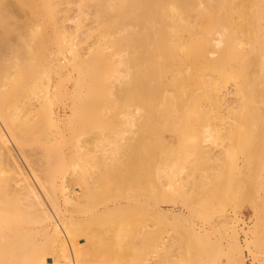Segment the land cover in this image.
Listing matches in <instances>:
<instances>
[{
	"label": "bare ground",
	"instance_id": "6f19581e",
	"mask_svg": "<svg viewBox=\"0 0 264 264\" xmlns=\"http://www.w3.org/2000/svg\"><path fill=\"white\" fill-rule=\"evenodd\" d=\"M232 1L237 0H222V5L212 6V0H81L86 4L85 7L88 9V15L95 25V29L99 30V38L105 39L106 48L110 54L105 55L103 46L100 44L90 50L86 61H89L95 68L98 67L99 70L89 79L84 80L86 95L84 96V104L80 107L89 112L94 104L91 100L97 101V98L100 97H113L116 100L109 105L111 116L107 124V129L110 132L106 140L107 144H97L101 148V156L91 160L92 163L95 161V167L101 171V176L98 178V181L100 179L102 182L100 187L105 184L103 186L107 191L105 192L103 187H97L103 192L100 193V197H97L100 190L97 188L95 190L94 184L91 189L88 185V190L85 189L84 185L87 184V179H83L82 175L87 174V171L79 175L80 178L72 174L73 183H71L75 185V187H71L72 192L66 191L70 185L68 186L65 172L63 175L59 174L60 177L64 176V179L61 177L62 179L60 178L58 181V166L66 164L68 160H73L80 154L81 149L86 148V144L69 146L71 151L69 158L66 156L65 146L59 148L58 152H46V155H44V151L39 153L37 150L38 154L43 155L38 157L36 150L34 153L37 155L32 154L30 150L25 149V152L23 144H7V136L11 133L12 125L11 64H13V68L26 67L27 64L24 61L29 60L34 49L26 42L22 43L20 53L26 58L24 60L16 58L11 63V23L7 24V21L5 25V23L0 22L2 24L0 26V163L1 169H3L0 170V264H86V252L83 247H80L81 245H78V239H80L78 237L82 236L83 238L82 228L85 226L83 224L87 221L91 223V218H95V225L98 223L100 226L104 225L103 227L111 226L115 222L114 219L117 220L114 226L109 227L114 230L110 231L114 240L111 238V241L106 242L107 238H100L98 233L93 237L94 243L98 246L103 243L101 248L98 246L97 248H100L98 251L100 252L99 259H102L103 256L104 259L103 262H100L101 259H96L97 261L101 264L105 263V260L114 264H142L138 258L131 257V254L135 252L131 249L132 244L128 243V257L124 251L113 250V245H121L124 239L128 237L126 235V238L123 239L124 233H126L124 230L128 228L123 226L124 230H120L118 228L121 223L120 220L126 219L127 216L130 222L127 220L129 222L127 223L124 220L125 222L122 221V224L133 225H129L135 219L133 216L136 217V213L138 215L143 209L141 207H145L143 201H140V198H143L141 194L135 193L130 196V193L127 194V191L124 190L128 187L131 189L133 186L146 184L150 174L158 180L161 177L169 176L171 178V175L175 174L174 171L181 168L182 163L180 161L184 162L180 156L187 157L188 159H186L189 160L191 153V158L199 154L196 150L193 151V147L190 145H185V147L184 144H203L202 142L206 138H210L216 144L223 143V136L218 130L213 134L210 133L212 118L210 113L203 108V105L217 94L219 86L230 79L224 66L225 62L237 64L235 70L240 71H237V74L242 73L240 75L244 76H242L243 82L237 86V91L241 97L238 114L241 115L242 119L230 128L228 139L231 144H264V134L261 135L262 138H259L252 136L253 132L250 133L252 135L247 132L248 129H251L250 126L255 127V125L256 127L259 125L264 130V114H259V123L256 117L258 110L255 107V93H253V86H257L261 79L264 82V60L262 58L264 36L262 37V29L258 24L263 19V10L260 6L252 5L257 0H238L246 4V6L239 7H233ZM223 8L224 10L228 8L235 15L224 19V25H222L224 29L221 31L217 25L222 21V18H217L218 16L215 18V14ZM0 14L4 17L11 14V0H0ZM236 18H238L237 21ZM198 19L205 20L206 25L204 27L199 25ZM239 20H242L241 23H237ZM76 23V25L79 24L78 21ZM227 28H233V30L236 28L240 32L242 30V33L237 32L236 29L233 31V38L229 37L230 43L228 47L226 46L227 56L221 60L215 59V63L210 66V76H206L203 67L192 63L188 64L185 60L187 58L181 57L183 54L186 57L187 53H194L195 51L206 56L211 45L208 35L217 30L218 33L226 32ZM64 30L66 29H63V32H65ZM244 30L245 32H243ZM237 33L240 34L241 39H238L239 34ZM198 34L201 35L199 39L197 38ZM235 34L238 37H235ZM245 34L252 36L250 40L253 43H251V55L249 57L244 52H240L242 48H239L242 43H239V40H243V37L246 38ZM185 35L192 39L191 42H195L191 48L187 47L182 40ZM222 36L225 35L222 34ZM21 42H23L22 39ZM114 55L118 59L113 60ZM68 61L70 62V60ZM83 61L85 60H81L80 63ZM56 65L59 68V65ZM62 65L61 68L65 69ZM104 69H106V75L109 78L101 75V71ZM114 82L118 83L117 87L113 86ZM61 83L62 81L59 84L61 85ZM79 83L82 82L77 80L74 86H78ZM40 85L37 84L36 88L33 87L30 91L39 95L46 88L44 86L43 89V84ZM60 85L54 84L56 87L53 89L58 90ZM79 88L80 86L77 87V90ZM55 90L53 93L56 92ZM44 91L43 93H46L48 97L50 94L52 95V91L47 88ZM197 91L199 93H196ZM75 93H78L76 89ZM253 101L254 104H252ZM128 104L136 106L140 113L136 117L125 115L123 120L120 117L121 109H125L129 106ZM149 104H152V107ZM70 113L72 112L70 111ZM218 119L221 124H224L223 117L218 116ZM114 122L120 124L119 131L114 128ZM134 126L136 129L132 138L129 139L128 143L123 144H136V147L131 150H123L120 142L124 139V134L130 133V129ZM165 134H169L173 141L166 140ZM165 144H183V147L178 145L179 150L163 152L166 148ZM191 148H193L192 151L189 150ZM176 151H178L176 154L178 159L174 154ZM119 153L124 154L123 159L118 157ZM230 156L228 160L232 159L233 161V156ZM175 159L176 162L172 163ZM177 163H179L180 168ZM172 164H176L177 169L175 166L171 167ZM165 166L168 168L164 169ZM128 168L131 171L136 169V174L128 176ZM111 180L115 182L113 186L117 188L114 190H118H115L116 192L112 190L114 193L109 191L111 187L107 190ZM164 196L155 198L156 203L158 201L163 203L167 197ZM166 200L164 202H167ZM88 211L95 214L92 213L90 221L86 220L88 217L86 219L84 217ZM134 211L139 213H134ZM132 212L134 215L131 214ZM128 215L132 216V221ZM96 216L99 221L96 220ZM81 217H84V220ZM8 222L11 226L3 228ZM96 226L99 229V226ZM103 230L99 232L102 233ZM103 232L105 234L108 230ZM110 232H108L109 238ZM128 233L126 234L132 235L129 231ZM194 235H192V239L200 241L197 243L198 248L194 249L197 252H204L203 239H198ZM38 236L46 239L43 252L38 249L34 242L32 245L29 242L28 237L35 239ZM98 236H100L99 239ZM100 239L103 240L102 243ZM127 240L129 241V239ZM233 242L232 250L239 254L240 247L237 239ZM111 244L113 245L111 246ZM98 252L95 253L98 254ZM238 254L236 255L238 256ZM49 255L51 256L50 260L47 257ZM197 256L199 260L203 258L202 253L197 254ZM205 256H207L206 253ZM105 257L108 258L105 259ZM60 258L61 262L59 261ZM216 259L215 263L214 260L207 263L208 260L204 261L205 258L203 261L198 260L196 262L197 264L200 262L201 264H216L218 262Z\"/></svg>",
	"mask_w": 264,
	"mask_h": 264
},
{
	"label": "rangeland",
	"instance_id": "374dc122",
	"mask_svg": "<svg viewBox=\"0 0 264 264\" xmlns=\"http://www.w3.org/2000/svg\"><path fill=\"white\" fill-rule=\"evenodd\" d=\"M219 4H223L222 0H212V6H219ZM85 5L81 0H11V16L7 15V17H4L0 14V22L2 24L7 21V24L11 23V63H13V59L19 58L20 60H24L26 58L20 53L22 43L26 42L34 49L33 55L29 60L24 61L27 64L26 67L21 69L13 68V64H11L12 125L11 133L7 136V144H23L25 152L26 150H30L32 154H35L34 150L36 152L38 150L39 153L44 151V155L49 151L58 152L59 148L65 146L67 158L71 155L69 146L86 144V148L84 150L81 149L80 154L73 158V160H68L66 164L58 166L59 172H61H57L58 176L59 174L63 175L64 172L66 173L68 186L70 185L67 187L69 189H66L68 192H72V188L75 187L71 180L73 175L79 176L85 171H87V174L84 173L86 176L82 175L83 179H87V184L84 185L85 189H87V185L90 189L95 185V190L97 187H100V183L102 182H100V179L98 181V178L101 176V171L95 167V161L93 160L94 163H92L91 160L101 156V148L97 144H107L106 140L110 134L107 124L111 116L109 114V105L111 102L116 101L113 97H100L99 99L97 98V101L91 100L94 104L89 112H87V109L83 110L81 108L84 104V96L86 95L84 91L85 85L83 84L84 80L89 79V77L99 70L98 67L95 68L89 61H86L90 50L100 44L103 46V53L105 55L110 54V51L106 48L105 39L99 38V30L95 29V25L92 23ZM231 5L233 7L246 6L245 3L238 0L232 1ZM247 5L249 6V4ZM252 5L260 6L263 10V19L258 23L261 26V35L263 37L264 0H257ZM234 15L228 8L218 10L215 18L218 16L217 18H222V21L217 25V28L222 31L224 29L222 28L224 19ZM237 20L238 18H236ZM77 21L79 22L78 25H76ZM241 21L239 20L237 23H241ZM197 22L199 25H203L202 27L206 25L205 20L198 19ZM237 23L236 25H238ZM243 23L245 22L243 21ZM63 29H66L64 30L65 32H63ZM234 30L233 28H227L226 32L218 33L217 30L209 34L208 38L211 45L208 48L206 56L195 51L194 53H187L186 57L184 54L181 57L187 58L185 60L188 64L192 63L203 67L206 76H210V66L215 63V59L219 58L221 60L227 56L228 51L226 46H229L230 42L228 39L229 37L233 38L232 33L234 34ZM236 31L240 32L237 29ZM240 33H242V30ZM222 34L225 36L223 37ZM237 34H235V37H238ZM245 35L248 37L251 34ZM200 37L201 35L198 34L197 38L199 39ZM251 37H248L249 40L243 37V40L238 41L239 43L242 42L239 45V48H242L240 52H244L247 57L251 55V43H253L250 40ZM254 37L257 36L255 35ZM21 39L23 42L20 43ZM238 39H241L240 34ZM182 40L190 48L195 43L191 42L192 39L188 35L182 37ZM203 57L205 58L203 59ZM262 58L264 60V53ZM115 59H118V57L114 55L113 60ZM81 60L85 61L80 63ZM56 64L59 65L61 70L56 67ZM61 65L65 69L61 68ZM235 65L237 64L233 62L224 63L230 79L219 86L217 94L203 105V108L210 113L212 118L210 133L213 134L218 130L223 136V143L216 144L215 141L206 138L203 140V144H184V146L190 145L194 148L189 150L192 151L193 149V151L196 150L199 154L201 152L200 155L203 153L204 155H195V153L196 157L193 156L194 159L191 158V153L189 160H187V157L186 159L184 156H180L181 160H184V162L180 161L182 163L180 165L181 168L178 165L179 163H177V166L180 168L178 171L175 170L177 169L176 164H172L171 166H175L174 177L171 175V178L169 176L161 177L158 180L150 174L148 175L146 184H139L137 187H131V189L126 187L127 189L124 191H127V194L130 193V196H133L135 193L142 195L141 197L143 198H140V201H143L141 202L145 204V207H141L143 209L140 213L136 211L139 213L138 215L134 211L136 213V217L133 216L135 222L132 216L128 215L131 221L133 220L134 222L129 224H133L131 226H127V223L130 222L127 216L126 219H123V217V220L119 219L121 223L120 226L116 224L118 228L124 230V227H127L128 229L126 230L125 228L124 231L126 233L129 231L132 235L123 232L125 234L123 239L126 238V235L128 237L119 246L111 244V246H114L113 250L117 252L124 251L128 257V243L132 244L131 249L139 253L133 252L131 257L138 258V261L142 264H194L199 260L197 254L200 253L203 255V258L200 257V260L203 261L205 258L206 260L204 261L208 260L207 263L211 260H214L215 263V258H217L218 264H233L234 262V264H264V144H231L228 139L230 128L242 119L241 115L238 114L241 97L237 91V86L244 79L242 78L243 75H240L242 73L237 74L238 70H235ZM106 72V69L102 70L101 75L109 78ZM77 80H80L82 83L74 86ZM60 81H62L61 85L59 84ZM57 83L60 86L58 90H55L53 87H56ZM37 84H41L40 86L43 84V89L45 86L48 90L52 91V95H56H53V97L49 93L48 97L46 93H43L44 90L41 91L44 95L42 93L39 95L33 94L30 89L36 88ZM117 85V82L113 83L114 87H117ZM79 86L80 88L77 90ZM253 87L255 107L258 110L256 117L260 123L259 114H264L263 80L261 79L257 86ZM73 88L74 90H72ZM75 89L78 93H75ZM53 90L57 93L55 91L53 93ZM196 93H199V91ZM44 96H47L48 100ZM74 96L75 98L73 99ZM254 101L252 104H254ZM72 102L75 104L74 106ZM71 103L72 105L70 106ZM128 105L125 109H121L120 117L123 120L125 119V115L136 117L140 113V110L136 106ZM149 106L152 107V104H149ZM218 116L223 117V121L225 120L224 124L220 123ZM114 124L116 131H119L120 124L117 122H114ZM56 125L57 128H55ZM255 127L250 126L249 128L251 129L247 128L249 130L247 131L249 132L248 134L262 138L264 130L259 125ZM135 129L134 126L130 129V133L124 134V139L120 142L123 150H131L136 147V144H123L129 142ZM251 132L253 133L250 134ZM165 138L171 142L173 141V138L169 134H165ZM165 145L166 148L163 152H172L174 149L179 150L178 145L183 147V144ZM185 149L187 150L188 147ZM177 152H174L175 156L178 154ZM40 155L43 156L42 154H38L37 156L39 157ZM229 156H233V161L232 159L228 160ZM44 157L46 158V156ZM118 157L123 159L124 154L119 153ZM176 157L178 159V156ZM190 159L192 160L190 161ZM173 162H176V159ZM167 168L168 166L164 167V169ZM153 169L155 170L154 166ZM0 170H3L1 169V163ZM127 174L128 176H134L136 169L131 171L128 168ZM61 177L63 178L64 176ZM61 177H58V181ZM69 180L70 182H68ZM93 180L99 183L97 184ZM112 180L107 190L111 187L109 191L113 190L116 192L118 190L113 186L115 182ZM67 183L65 184L67 185ZM103 185L105 186V184H102L100 188L103 187L102 189L105 191L106 188ZM117 187L119 186L117 185ZM100 188H97L100 190V192L97 190L99 193L97 197H100L103 193ZM114 188H116V191ZM112 192L109 193L112 194ZM161 195L168 197H166L167 200L165 198L167 202H164L165 200H163V203L158 201L157 203L159 204L157 205L156 199L158 196L161 197ZM92 213V211H88L90 215L85 213L86 216L84 214L85 219L88 217L86 220H92L91 223L83 221L85 222L83 224L85 226L82 228L83 238L82 236L78 237L80 238L78 239V245H81L80 247H83L86 252V264H98L99 261L97 260L100 254L98 251L102 247V239L107 238L106 242L111 241L113 235L110 231L114 230H111L113 228L110 229L109 227L114 226L117 221L115 219V222L111 220L114 223L111 226L108 225V227H103L104 225L100 226L96 221V225L99 226L98 229L95 225V218L90 219ZM93 215L95 214L93 213ZM84 217L81 218L83 219ZM96 220H98L97 216ZM124 220L127 223H123V225L122 221L125 222ZM10 226L11 224L8 222L3 228H9ZM101 230L105 232L108 230L110 238L108 232L105 235L103 231V234L99 232ZM97 233L101 236H98V239L99 237L102 238L100 239L102 240L100 241L102 243L100 246L93 241V237L94 235H98ZM192 235L198 239H203L201 240L204 252H197L195 250L198 248L197 243L200 241L192 239ZM28 238L31 245L34 242L38 249L43 252L46 246L45 237ZM127 239L132 241L129 242ZM236 239L240 247L239 254L232 250L234 245L233 240L236 241ZM112 240L114 239L112 238ZM97 246L100 248H97ZM95 252H98V254ZM205 253L207 256H205ZM135 254L137 255L134 256ZM109 256L112 257V255ZM47 257L50 260L51 256ZM107 258L105 257V259ZM103 259L104 256L100 262ZM127 259L129 260L130 258ZM59 261H62L61 258ZM100 262L99 264H101ZM102 264L114 263L109 260L106 262L105 260V263Z\"/></svg>",
	"mask_w": 264,
	"mask_h": 264
}]
</instances>
